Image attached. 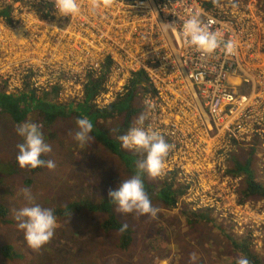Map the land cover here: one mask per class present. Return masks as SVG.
Listing matches in <instances>:
<instances>
[{
    "label": "rangeland",
    "instance_id": "1",
    "mask_svg": "<svg viewBox=\"0 0 264 264\" xmlns=\"http://www.w3.org/2000/svg\"><path fill=\"white\" fill-rule=\"evenodd\" d=\"M237 1L242 12L247 11L245 6L252 1L255 4L251 8V13L253 10H264V0ZM128 2L130 0H122L123 6ZM34 3L12 0L6 6L14 21L11 27L5 26L4 19L0 17V91L15 94L20 92L23 83H30L35 87L45 85L38 89L37 93L52 92L54 102H72V105H75L82 99L87 77L64 78L61 74L57 78L45 76L40 68L39 56H27L25 49L18 45L17 38L13 36L17 23L24 22L28 16L34 18L31 16ZM226 4L228 1L223 6ZM37 21H45V18ZM257 31L254 33L257 43L255 51L260 65L253 71V77L260 74L259 70L264 71V24L262 29ZM160 46H149L150 52L156 54ZM124 51L125 65H121L118 69L117 66H113L109 70L110 73H103V79L92 100L96 107H105L106 101L110 103L116 99L114 98L116 92H112L111 100L108 99V87L121 86L124 82H129L130 77L136 73L130 67L131 57L134 56L132 48L126 46ZM173 53L171 51V55ZM154 80L156 85H162L163 90L166 86L172 85L168 81L162 82V77L159 75H156ZM253 80L255 81L256 78L254 77ZM138 81L146 84L148 88H144L142 92L137 90L132 103L135 115L133 114L124 135L132 127L141 126L137 123L141 116L144 118L142 126L146 130L151 128L164 131L167 135L169 129H174L178 133H182L183 129L189 134L210 133L205 118L198 116L197 119H192L185 113L184 106L191 93L184 84L180 86L182 98L178 103L176 95L170 93L153 95L150 98L152 85L149 79L144 81L140 78ZM229 83L231 89L239 90L240 94L249 91V88L237 79ZM24 87L23 85L22 89H25ZM125 105H128L127 102ZM32 116L16 125L9 117L0 115V204L7 211L3 221H0V246H9L13 254H21L23 258L19 261H11L4 260L0 256V264H237L240 256L230 245L227 236L234 242L248 237L255 260L258 264H264V224L250 230L245 227L250 216L248 208L258 213L262 205L264 206V199L249 197L238 205L236 201L244 187L243 175L228 173V170L235 168V163L242 164L246 160L254 181L264 186V130L261 134L256 132L248 134L239 141L229 140L227 147L223 151L220 150L219 157L206 153L207 156H202L199 163L195 156L192 158L193 163L191 162L187 169L190 171L192 165L198 166L203 173V182L207 186L212 185L213 182V189L219 188L220 210L216 205L192 209L191 204L183 203L181 196L184 194L183 196L187 198L193 193L191 186L183 181V176L180 183H176L174 172L155 178L147 174L148 180L145 179V182L153 183L155 190H158L164 182H168L175 189L179 188L181 194L174 208L165 209L156 201L155 191L148 190L146 193L152 206L159 210L155 217L148 214L139 216L140 214L135 211L123 214L115 208L116 217L121 222L127 223L131 232L130 243L125 250L121 251L116 246L117 233L100 232L98 224L101 218L83 213L66 218L56 216L57 227L53 238L41 248L33 249L24 239V230L19 228L21 220L17 218V213L20 209L39 205L54 211L85 197L97 202L101 194L106 195L110 188L116 189L120 183L134 176L138 163L127 168L123 162L95 143L92 138L88 143L81 145L74 139L78 131L76 126L78 118L69 115L57 119L48 128L44 126L41 128L45 142L52 147V152L41 158L53 160L55 168L49 170L41 167L35 170L36 172L30 171L28 167L21 168L16 159L17 145L25 141L18 134L17 128L26 122L37 124ZM121 121L120 116L98 121L97 125L109 132L115 130ZM182 140L183 146L193 144L191 138L183 137ZM124 150L127 154H137L141 151L130 148ZM171 150L175 152L173 157L181 155L182 149L171 148ZM178 162L180 163L181 160L179 159ZM105 182H109L107 186H110L104 188ZM25 190L30 193L31 199L26 198ZM193 212L204 213L208 220L191 223L182 216V213Z\"/></svg>",
    "mask_w": 264,
    "mask_h": 264
},
{
    "label": "built area",
    "instance_id": "2",
    "mask_svg": "<svg viewBox=\"0 0 264 264\" xmlns=\"http://www.w3.org/2000/svg\"><path fill=\"white\" fill-rule=\"evenodd\" d=\"M11 1L0 0V12ZM25 1L35 2V8L38 7L35 5L46 6L38 12H47L43 16L45 21H37L42 18L37 16L32 5L31 16L34 18L28 16L24 22L17 23L13 36L27 55L39 56L40 68L45 76L57 78L61 74L64 78L86 76L87 81L101 79L103 73H110L113 66L118 69L125 65L123 53L127 46L132 48L134 55L131 57L132 64H129L132 71H142L147 81L149 79L151 82L150 98L170 93L176 95L179 103L182 98L180 86L184 84L189 89L191 96L187 98L184 111L192 119L198 116L205 118L210 133L189 134L184 129L178 133L169 129L167 135L164 131L153 130L172 148L182 149L181 155L176 157H173L175 152L170 149L165 158L163 174L174 172L176 183H180L183 176V181L191 186L193 193L187 198L183 194L181 199L183 203L191 204L192 209L216 205L220 210L219 188L213 189V182L210 186L203 182V173L198 166L192 165L190 171L187 168L193 163L194 156L197 163L202 156H207L206 153L218 156L229 140L239 141L248 134H261L264 130V71L259 70L260 74L254 76L256 80H253V71L260 65L254 33L263 27L264 10H253L251 13L254 1L246 4L247 11L242 12L237 0H221V6L212 5L209 9H204L199 0H130L125 6L122 0H116L111 7L93 11L89 0H78L81 11L70 17L61 16L53 0ZM226 1L228 4L223 6ZM233 2L238 4L237 8L232 7ZM153 14L158 21L152 17ZM193 14H198L210 30L221 31L224 41L235 40V54H227L221 47L208 55L186 44L182 22ZM0 17L4 19L5 26L14 24L9 10L6 16ZM210 20L214 23H209ZM173 22L177 24L176 31L163 25ZM156 45H161L159 51L152 54L149 46ZM171 51L174 52L172 55ZM156 75L162 77V82L168 81L172 85L163 90L162 85H156ZM234 79L244 83L249 91L240 94L239 90H232L229 82ZM25 84L36 92L45 86ZM23 85L19 91L24 90ZM111 95L108 87L110 100ZM183 137L191 138L193 144L183 146ZM248 212L247 229L264 224L263 205L258 213L250 208Z\"/></svg>",
    "mask_w": 264,
    "mask_h": 264
},
{
    "label": "trees",
    "instance_id": "3",
    "mask_svg": "<svg viewBox=\"0 0 264 264\" xmlns=\"http://www.w3.org/2000/svg\"><path fill=\"white\" fill-rule=\"evenodd\" d=\"M199 1L204 9H209L213 5L212 0ZM220 1L221 0H219V2ZM35 6H38L35 8L33 5L35 13L39 18H44L43 16H46L47 12L43 14H39L38 12L46 6ZM7 11V8L1 10L0 15L3 17L6 16ZM103 75L100 77L101 79L87 81L82 94V99L75 105H72V102H54L52 92L37 93L33 89L28 88L27 84H24L25 89L23 91L15 94H6L3 93V91H0V115L2 114L9 117L16 125L23 123L29 116L33 115L32 117L34 121L37 122V124H42L45 128L50 127L57 119L65 118L69 115H74L78 119L87 117L93 124V131L89 134L92 140L110 154L114 155L119 161L123 162L127 168H130L131 165H135V163L139 164L143 162L146 159L147 153L141 150L137 154H127L119 137L123 136L128 130L130 120L133 118L135 110L132 103L137 90L142 92L144 88H148L146 87V84L139 82L138 80L141 78L146 81L147 79L142 71H137L130 77L131 80L127 87L128 91H126L123 96L114 99L105 107L99 108L92 103V100L96 96ZM125 102H127L128 105H125ZM120 116L122 121L115 130L106 132L97 125L98 121L114 119ZM39 169L40 168H30V171L36 172L35 170ZM228 173L243 175L244 187L240 192V196L237 198L238 203H242L249 197L264 199V186L254 181L252 171L248 166V161L245 160L242 164L235 163V168L228 170ZM141 178L144 183L145 191H155L156 201H158L162 207L165 209H172L175 207L181 194L179 188L175 189L172 184L164 182L158 190H155L153 183L149 181L148 183L145 182V179L148 180L146 171L142 173ZM108 183L109 182L103 183V187L105 188ZM109 186L110 185L107 187ZM107 194H101V196L98 197L99 200L97 202L90 200L89 197L78 199L68 203L61 209L54 210L53 213L60 218H66L79 213L96 215L101 218V221L98 224L100 232L105 234L108 232L117 233L118 241L116 246L119 250L123 251L129 246L131 232L128 228L126 231H120L123 222L116 217L114 210L117 208V205L111 202ZM6 212L5 207L0 204V221H3ZM139 216L142 215L140 214ZM182 216H184L186 221L191 223L208 220L204 213H182ZM227 239L240 257H247L250 264H258V261L255 260L256 258L251 251L248 237L242 238V240H237L236 242H234L229 236H227ZM20 255L13 254L9 246H0V256L4 260L19 261L20 259H23L22 255Z\"/></svg>",
    "mask_w": 264,
    "mask_h": 264
},
{
    "label": "clouds",
    "instance_id": "4",
    "mask_svg": "<svg viewBox=\"0 0 264 264\" xmlns=\"http://www.w3.org/2000/svg\"><path fill=\"white\" fill-rule=\"evenodd\" d=\"M116 0H89L90 8L95 11L101 7H111ZM55 8L61 16L73 17L81 11L78 0H53ZM214 6H221L219 0H212ZM233 8L238 4L233 2ZM209 23H214L210 20ZM166 29L176 31L173 23L163 24ZM182 35L185 43L195 47L198 51L211 55L217 49L223 47L227 54H235L237 43L235 40L224 41L223 33L219 30L212 31L202 23L198 14H193L190 18L182 22ZM143 116L138 119L139 127H132L126 135L119 137L122 146L126 149L143 150L147 153L146 159L138 164L137 172L131 178L123 181L115 190L108 191L111 202L117 205L120 213L127 214L137 212L141 215L148 214L155 217L158 209L152 206L151 200L145 191L141 178L143 172L152 177L161 176L165 170V158L173 147L165 139L151 128L147 130L143 125ZM76 131L74 139L81 145L88 143L91 139L90 133L93 131V124L87 118L76 120ZM42 124L26 122L17 128L18 134L24 138V143L17 145L18 155L16 157L21 168L37 169L46 167L51 170L55 168V162L51 159L45 160L41 157L52 152L50 144L45 142L41 128ZM26 198L31 199L30 193L25 190ZM17 218L21 220L19 228L24 230V239L33 249H39L49 243L54 236L57 227V218L51 209L42 208L39 205L26 206L17 213ZM95 223V222H93ZM127 223L121 225L120 231H126ZM237 264H250L247 257L241 256Z\"/></svg>",
    "mask_w": 264,
    "mask_h": 264
},
{
    "label": "bare ground",
    "instance_id": "5",
    "mask_svg": "<svg viewBox=\"0 0 264 264\" xmlns=\"http://www.w3.org/2000/svg\"><path fill=\"white\" fill-rule=\"evenodd\" d=\"M151 17V16H150ZM152 17H154L155 19H156V21H158L157 19V16L155 15V14H153L152 15ZM14 45V44H13ZM28 56V55H27ZM214 79V78H213ZM230 81V80H229ZM128 84H129V82H124L121 86H116V85H112L111 87H110V89H111V91L112 92H116V94L114 95V98H118V97H121V96H123L125 93H126V91H128V89H127V87H128ZM109 103H107V105H108ZM149 105V107H150V102L148 103ZM181 179V178H180Z\"/></svg>",
    "mask_w": 264,
    "mask_h": 264
},
{
    "label": "flooded vegetation",
    "instance_id": "6",
    "mask_svg": "<svg viewBox=\"0 0 264 264\" xmlns=\"http://www.w3.org/2000/svg\"><path fill=\"white\" fill-rule=\"evenodd\" d=\"M73 104V103H72Z\"/></svg>",
    "mask_w": 264,
    "mask_h": 264
}]
</instances>
